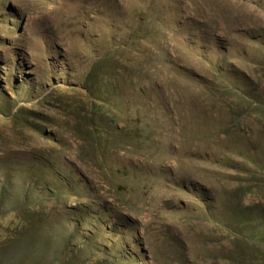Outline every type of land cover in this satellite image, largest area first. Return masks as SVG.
<instances>
[{
    "label": "rangeland",
    "instance_id": "obj_1",
    "mask_svg": "<svg viewBox=\"0 0 264 264\" xmlns=\"http://www.w3.org/2000/svg\"><path fill=\"white\" fill-rule=\"evenodd\" d=\"M0 264H264V0H0Z\"/></svg>",
    "mask_w": 264,
    "mask_h": 264
}]
</instances>
